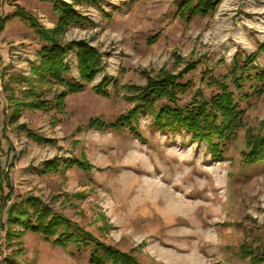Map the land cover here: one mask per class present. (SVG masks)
Returning a JSON list of instances; mask_svg holds the SVG:
<instances>
[{
	"label": "rangeland",
	"instance_id": "1",
	"mask_svg": "<svg viewBox=\"0 0 264 264\" xmlns=\"http://www.w3.org/2000/svg\"><path fill=\"white\" fill-rule=\"evenodd\" d=\"M179 1L75 4L93 24L70 27L64 41L87 40L101 53L103 70L83 91L68 95L63 108L23 109L18 118L53 144L37 143L17 128L18 122H8L9 93L0 81V204L10 189L7 205L37 196L99 241L131 252L140 264H264V259L256 262L240 254L242 245H264V161L245 164L243 157L246 129L264 131V90L254 92L263 82H247L237 90L230 77L225 79L246 124L224 142L220 160H213L207 144L192 140L186 131L154 128L148 111L133 122L139 137L126 126H88L93 118L111 123L127 114L133 102L124 86H143L163 70L181 75L179 81L189 86L178 91L174 102L160 101L155 108L163 103L184 107L201 96L208 100L218 90L210 86L209 77L226 76L237 51L252 54L264 44V33L250 25L264 22V0H231L228 9L221 0L215 11L190 19L173 17ZM16 6L46 28L56 22L48 1L0 0V15L9 17L0 30L4 83L17 74L31 77L30 66L42 44L26 20L12 16ZM241 36L246 47L239 42ZM67 62L69 77L78 78L74 51ZM253 65L264 70L263 51ZM103 80L108 82L105 96L93 88ZM10 88L17 89L16 84ZM35 89L53 101L61 88ZM61 158L86 160L91 168L42 173L47 160ZM168 197L176 202L174 211ZM5 219L6 209L0 211V221ZM9 241L0 229V264H91V244L59 246L31 232Z\"/></svg>",
	"mask_w": 264,
	"mask_h": 264
},
{
	"label": "trees",
	"instance_id": "2",
	"mask_svg": "<svg viewBox=\"0 0 264 264\" xmlns=\"http://www.w3.org/2000/svg\"><path fill=\"white\" fill-rule=\"evenodd\" d=\"M44 1L52 4V11L56 16V22L52 28L41 25L35 17L20 6H16L12 13V16L28 22L42 44L35 53L37 62L30 66L31 77L17 74L15 77L9 76L7 83H4V74H0L3 92L9 93L6 95V99L11 107L8 119L10 123L18 122L23 109L63 108L65 98L68 95L83 91L86 85L92 82L104 67L101 53L87 40L64 41V36L70 27L93 24L87 16L75 8V4H88L94 0H75L76 3H68L64 0ZM220 2L221 0H180L173 17L190 19L196 15L205 16L215 11ZM106 16L111 17L112 15L108 13ZM8 19L9 17L0 15V30L3 29ZM156 38L157 35L149 38L148 43L154 42ZM73 51L75 52L78 78L68 75L70 68L67 57ZM261 51L264 52V44L259 45L252 54L237 51L232 58L226 76L222 78L209 77L210 86H215L218 90L208 100L201 96L199 101H191L189 105L184 107H172L163 103L155 108V105L160 101L174 102L178 91L189 86V82L182 84L179 81L181 75L163 70L155 77H148L143 86H124L127 90V99L133 102V107L127 114L119 116L111 123L93 118L88 121V126L100 129L109 126L116 130L126 126L132 134L139 137L133 122L137 120L139 113L148 111L154 128L163 132L172 131L173 133L186 131L192 140L204 141L207 144V150L213 160H220L223 158L224 142L235 137L236 132L246 124L243 120V111L236 101L235 93L229 88L225 79L230 77L237 90H242L243 85L247 82H263L260 87L254 88L255 93L261 94L264 90V70L253 65ZM188 66L190 70L194 67L193 64ZM12 83L16 84L17 89L10 88ZM21 84H24L26 89ZM107 84L108 82L103 80L93 88L97 93H102L105 96L107 95L105 89ZM39 85H56L61 89L54 95L52 101L42 98L43 91H36L35 88ZM21 87L24 89L23 91H21ZM14 90L18 91L19 94L16 95ZM16 126L37 143H54V140L35 133L23 123L18 122ZM245 136L246 151L243 152L245 164L264 161V131L254 133L252 129L247 128ZM73 166L83 170L91 168L86 160L61 158L47 160L41 171L47 174L53 171L57 172L62 167ZM12 193L13 191L10 189L8 195L2 197L0 204V211L6 209V219L5 222L0 221V229L4 230L8 244L10 243L9 240L20 238L24 233L31 232L40 234L45 240L59 246H66L70 243L77 246L91 244L89 257L91 264H106L107 262L110 264H140L131 252H123L114 246L99 241L78 223L57 213L49 203H45L37 196H28L7 205L6 202L12 199ZM16 227H18L17 230ZM240 254L260 262L264 259V245L255 249L242 245ZM8 260V257L3 259L4 262Z\"/></svg>",
	"mask_w": 264,
	"mask_h": 264
},
{
	"label": "bare ground",
	"instance_id": "3",
	"mask_svg": "<svg viewBox=\"0 0 264 264\" xmlns=\"http://www.w3.org/2000/svg\"><path fill=\"white\" fill-rule=\"evenodd\" d=\"M230 1L231 0H224V2L222 3V8L223 9H228L229 8L228 4H229ZM250 25L258 27L259 32L260 33H264V22L263 21H261L259 23L255 22V21H250ZM240 38L241 39L239 40V42L242 43L246 47V45H248L246 43V38H244L243 36H241ZM167 200L170 201L169 202V207H171L172 211H174L176 209V202L171 197H168ZM171 264H186V263L183 262V261H180V260H174Z\"/></svg>",
	"mask_w": 264,
	"mask_h": 264
},
{
	"label": "crops",
	"instance_id": "4",
	"mask_svg": "<svg viewBox=\"0 0 264 264\" xmlns=\"http://www.w3.org/2000/svg\"><path fill=\"white\" fill-rule=\"evenodd\" d=\"M18 18V17H17ZM20 19V18H19Z\"/></svg>",
	"mask_w": 264,
	"mask_h": 264
}]
</instances>
